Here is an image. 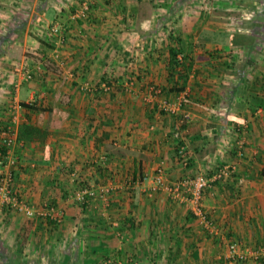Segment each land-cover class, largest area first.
<instances>
[{
	"label": "crops",
	"instance_id": "obj_1",
	"mask_svg": "<svg viewBox=\"0 0 264 264\" xmlns=\"http://www.w3.org/2000/svg\"><path fill=\"white\" fill-rule=\"evenodd\" d=\"M215 1L0 0V129L34 209L0 212V264H231L234 241L264 264V0L250 21L233 4L255 0ZM226 166L202 199L212 226L167 191ZM83 181L110 192L79 205Z\"/></svg>",
	"mask_w": 264,
	"mask_h": 264
},
{
	"label": "built area",
	"instance_id": "obj_2",
	"mask_svg": "<svg viewBox=\"0 0 264 264\" xmlns=\"http://www.w3.org/2000/svg\"><path fill=\"white\" fill-rule=\"evenodd\" d=\"M88 9V4H83V12H87ZM77 16L78 15H75L74 17ZM61 30V25L55 23L51 27L50 31L53 35L57 36L61 32ZM27 78L29 79L30 76H28ZM152 90L160 93L159 90ZM12 123H14V121ZM14 132L15 131L13 128V124L6 125L0 129V144L4 151L0 153V212L5 207L18 213L24 214L26 217H32L34 215V209L20 201L13 187L12 171L17 165V160L10 155L9 149L15 144ZM175 136L176 138L180 137L179 134H176ZM239 144L242 145V142H239ZM180 154L182 155V164L184 167H186L187 157L183 148H181ZM157 173L160 177L158 178L157 184L158 186H160V184H162L161 168L157 169ZM233 175L234 170L231 167H221L214 170L209 175L200 174L193 179L189 178L179 181L176 186L168 187L167 191L176 195L182 193V198H185V201H187L191 206L190 211L193 216L203 221L207 226H212L211 223H209V221L207 220L206 213L204 212L202 206L204 191L210 187L211 183L216 181L229 180L233 177ZM153 190H156V188H154ZM109 192L110 188L108 185L91 184L90 186H86L84 184L81 188L73 191L72 199L79 205H88L90 201L98 198L104 200ZM39 215L45 218H50L51 220H54L58 223L62 219V213L50 204H47L44 209L40 211ZM227 250L229 253L231 264L248 263L249 256L244 250H241V245L239 242H230L227 245ZM260 257L264 258V251H262Z\"/></svg>",
	"mask_w": 264,
	"mask_h": 264
},
{
	"label": "rangeland",
	"instance_id": "obj_3",
	"mask_svg": "<svg viewBox=\"0 0 264 264\" xmlns=\"http://www.w3.org/2000/svg\"><path fill=\"white\" fill-rule=\"evenodd\" d=\"M153 1V2H152ZM164 1V0H163ZM219 1H221V0H219ZM224 2H216L215 4H218L217 6L218 7H223V8H226V6L227 7H230L232 4H230V3H228L226 0H223ZM262 1L263 0H255V2L257 3V4H244V5H237V4H233V6L235 7V8H233L234 10H236V12H234V13H238V15H239V20H243V19H246V20H249L250 21V16H253L254 14L255 15H257V13L259 12V10L258 9H256L255 7H260L259 9H261L262 7ZM150 3L151 4H154L153 5V7H152V5H150ZM147 6L149 7V8H155V10L156 9H159V8H167V6H166V4L165 5H163L162 4V0H151V2H150ZM222 3V4H221ZM248 5H250V6H248ZM240 6H241V8H240ZM213 7H215V5L213 6ZM238 9H241V11H239ZM209 11H210V9H209ZM213 11V10H212ZM237 11H239V12H237ZM156 12L157 13H161L162 11H157L156 10ZM155 17H160V16H155ZM131 21V20H130ZM161 20H159V22H160ZM244 23V22H243ZM242 24V23H241ZM237 25V24H236ZM244 25V24H243ZM110 181V180H109ZM80 184H82V182H80ZM86 185V186H90L91 184H95V183H93V182H89V181H83V185ZM105 184H108V183H105ZM104 185V184H103ZM78 189V188H77ZM76 190V189H75Z\"/></svg>",
	"mask_w": 264,
	"mask_h": 264
},
{
	"label": "trees",
	"instance_id": "obj_4",
	"mask_svg": "<svg viewBox=\"0 0 264 264\" xmlns=\"http://www.w3.org/2000/svg\"><path fill=\"white\" fill-rule=\"evenodd\" d=\"M177 53H178V51H176V50H173V49H171L170 51H169V54H170V70L171 71H176L177 69H180V67L182 66V63H180L178 60H177ZM49 61L47 62V63H45V65H46V68H50L49 67Z\"/></svg>",
	"mask_w": 264,
	"mask_h": 264
}]
</instances>
